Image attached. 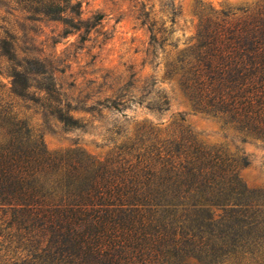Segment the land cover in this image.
<instances>
[{"label":"trees","instance_id":"16d2710c","mask_svg":"<svg viewBox=\"0 0 264 264\" xmlns=\"http://www.w3.org/2000/svg\"><path fill=\"white\" fill-rule=\"evenodd\" d=\"M74 9L79 18V2ZM151 32V46L161 44ZM195 38L167 75L179 76L196 111L264 141V0L241 15L211 13ZM1 55L11 63L10 92L28 99L29 76L44 67L11 48ZM167 106L164 96L157 109ZM54 113L79 126L63 108ZM248 163L204 147L183 126L163 134L151 124L105 159L80 147L53 151L2 107L0 252L15 241L35 253L0 254V264H264V190L243 181Z\"/></svg>","mask_w":264,"mask_h":264},{"label":"rangeland","instance_id":"374dc122","mask_svg":"<svg viewBox=\"0 0 264 264\" xmlns=\"http://www.w3.org/2000/svg\"><path fill=\"white\" fill-rule=\"evenodd\" d=\"M78 2L81 16L75 18ZM258 2L0 0V109L11 107L43 136L48 149L80 147L100 159L116 154L143 124L163 134H178L183 126L204 147L245 157L243 181L250 189L264 190V141L196 111L179 76L167 75L168 63L195 42L203 19L221 11L241 15ZM47 7L59 8V16L44 13ZM151 29L161 42L154 47ZM7 48L17 60L28 58L44 67V73L30 74L28 99L10 92L12 77L6 70L11 63L1 55ZM164 96L167 109L158 110ZM113 102L116 109L107 107ZM58 107L79 126L61 122L54 113ZM4 246V257L33 259L35 252L20 242Z\"/></svg>","mask_w":264,"mask_h":264}]
</instances>
